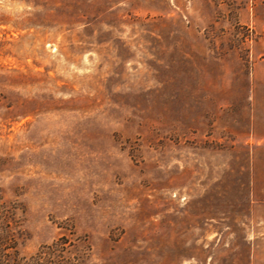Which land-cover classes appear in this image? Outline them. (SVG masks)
Masks as SVG:
<instances>
[{
    "label": "rangeland",
    "instance_id": "obj_1",
    "mask_svg": "<svg viewBox=\"0 0 264 264\" xmlns=\"http://www.w3.org/2000/svg\"><path fill=\"white\" fill-rule=\"evenodd\" d=\"M0 264H264V0H0Z\"/></svg>",
    "mask_w": 264,
    "mask_h": 264
}]
</instances>
